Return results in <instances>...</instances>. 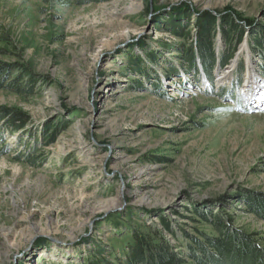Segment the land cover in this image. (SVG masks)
<instances>
[{
    "label": "rangeland",
    "instance_id": "obj_1",
    "mask_svg": "<svg viewBox=\"0 0 264 264\" xmlns=\"http://www.w3.org/2000/svg\"><path fill=\"white\" fill-rule=\"evenodd\" d=\"M3 65L0 264H127L136 234L198 264L205 210L264 248V0H0Z\"/></svg>",
    "mask_w": 264,
    "mask_h": 264
},
{
    "label": "trees",
    "instance_id": "obj_2",
    "mask_svg": "<svg viewBox=\"0 0 264 264\" xmlns=\"http://www.w3.org/2000/svg\"><path fill=\"white\" fill-rule=\"evenodd\" d=\"M178 28H174V31ZM210 28L203 27L201 31V57L205 61L204 48L211 50V44L208 38ZM4 41L7 44L13 45L11 37L8 33L2 34ZM261 44V42H260ZM262 45V44H261ZM186 53V52H184ZM231 55V54H230ZM226 57V60L229 59ZM185 61L193 67L195 64L193 50L190 49L189 54H185ZM214 61V59L212 60ZM9 67L6 65L0 66V87L11 88L18 92L23 89L17 84L15 78L9 82L6 79L12 77L9 72ZM11 71V70H10ZM13 71V70H12ZM7 74V75H6ZM32 90V89H31ZM0 120L6 125L15 130H19L26 125L27 119L24 114L18 110L0 109ZM246 203L253 213L259 217H264V197L252 198L247 197ZM204 221L213 226L216 235L208 236L201 233V236H196L186 233L188 244L185 246L189 249V256L198 264H264V248L258 246L253 240L252 235L237 230L234 227V217L225 216L221 213H213L212 211H197ZM165 229L170 231L173 235L175 232L170 229L167 222H163ZM157 240L161 243L156 244L155 240L149 234H136L134 236V243L131 246V254L127 260V264H182L171 246L167 241L162 240L157 234Z\"/></svg>",
    "mask_w": 264,
    "mask_h": 264
},
{
    "label": "bare ground",
    "instance_id": "obj_3",
    "mask_svg": "<svg viewBox=\"0 0 264 264\" xmlns=\"http://www.w3.org/2000/svg\"><path fill=\"white\" fill-rule=\"evenodd\" d=\"M231 67L233 68L234 66H231ZM231 67H230V68H231ZM226 72H227V73L223 72V73L225 74V75L223 74L224 76H227V74L229 75V73H230L229 70L226 71ZM252 76H253V75H252ZM248 82H249V81H248ZM249 83H251V81H250ZM247 86H249V84H248ZM248 89H249V88H248ZM248 89H246V90L248 91ZM250 92H251V91H250Z\"/></svg>",
    "mask_w": 264,
    "mask_h": 264
},
{
    "label": "water",
    "instance_id": "obj_4",
    "mask_svg": "<svg viewBox=\"0 0 264 264\" xmlns=\"http://www.w3.org/2000/svg\"><path fill=\"white\" fill-rule=\"evenodd\" d=\"M245 22L251 23V22H249L248 20H245Z\"/></svg>",
    "mask_w": 264,
    "mask_h": 264
}]
</instances>
